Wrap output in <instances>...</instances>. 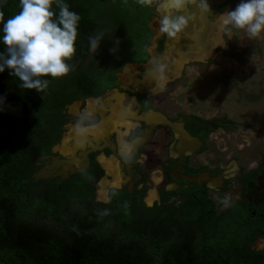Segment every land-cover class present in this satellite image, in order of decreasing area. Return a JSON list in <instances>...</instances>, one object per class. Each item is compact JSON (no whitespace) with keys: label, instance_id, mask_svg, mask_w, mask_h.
Returning a JSON list of instances; mask_svg holds the SVG:
<instances>
[{"label":"flooded vegetation","instance_id":"1","mask_svg":"<svg viewBox=\"0 0 264 264\" xmlns=\"http://www.w3.org/2000/svg\"><path fill=\"white\" fill-rule=\"evenodd\" d=\"M114 1L123 6L128 4L134 11L138 10L132 14L135 19L146 15V11L142 10L143 5L137 0ZM238 1L223 0L216 3L213 0L210 10L203 11L207 19L212 21L215 14L226 13ZM157 4L158 0H153L152 6L146 5L154 11L147 24L152 30L149 44L142 50L139 47L141 38L123 52H130L135 61L125 62L122 70L115 73L113 87L100 95L78 97L64 107L59 126L60 138L50 147L49 153L35 158L30 179L35 187L41 186L39 190L43 192H58L63 188L83 190L78 199L63 200V203H99L107 207L120 205L132 223L147 221L145 215L158 222H164L171 216L194 221L214 212L215 224L219 222L242 237L253 234L254 239L248 242L247 248L254 252L264 251V150L256 154L253 149L246 150L245 146L239 148L228 144L221 153L210 151L209 143H213L212 134L215 130H227L234 123L243 124L230 119L205 122L197 116L184 113L177 103L167 105L169 102L164 96L167 94L166 88L160 91L155 89L162 85L163 77L170 74L168 67L164 68L163 74H158L154 83L143 76L145 65L151 60V52L163 56L161 65H171V53L169 55L168 51L170 36L160 30L157 34L158 27L154 30L150 26L152 20L155 21V14L160 12ZM189 7L187 4L179 14L189 13L187 16H191ZM187 22L190 30L198 24L197 21H190V18ZM204 28L209 33V25L199 30L205 32ZM214 31H217L215 26L212 27ZM209 41H198L195 50L206 48ZM213 43L215 45V41ZM96 55L98 53L93 54ZM144 55L148 57L144 59ZM89 60L70 64L80 67ZM76 69L79 71V68ZM102 75L105 73L94 74L95 79H92L90 73L81 74L78 80H71V86L65 84L60 94L64 97L77 92L83 95L96 86L100 89L99 77ZM85 79L87 90L83 87L86 83L80 84ZM162 119L174 124V128L162 123ZM185 132L190 136L188 141L194 138L202 145H181L185 141ZM66 139L69 141L65 144ZM136 140L141 143L135 145ZM129 146L132 156L125 161L121 151ZM246 151L250 153L246 154ZM82 154L86 160L81 157ZM43 169L49 173L38 178ZM104 178L108 183L105 192H98ZM225 199L228 200L227 206L223 203ZM215 203H222L220 212H217ZM257 240L262 242L260 250L254 248Z\"/></svg>","mask_w":264,"mask_h":264},{"label":"trees","instance_id":"2","mask_svg":"<svg viewBox=\"0 0 264 264\" xmlns=\"http://www.w3.org/2000/svg\"><path fill=\"white\" fill-rule=\"evenodd\" d=\"M64 3L81 17L76 52L66 61L71 68L67 78L43 77L49 86L39 93L22 88L9 69L0 72V264H264V251L247 248L254 235L242 237L219 222L215 224L214 212L194 221L171 216L158 222L145 215L147 221L132 223L120 205L63 203L78 199L83 192L78 188L35 190L30 179L33 161L49 153L59 140L64 107L78 97L100 95L113 87L115 73L125 62L135 61L130 52H123L141 38L143 50L152 35L147 24L153 9L143 5L146 15L135 19L132 14L138 10L117 4L111 12L118 17L120 38H106L107 43L105 40L93 56L89 37L99 35L100 4L106 1ZM53 9L58 14L55 4ZM20 11V0L13 1L3 10L4 21ZM3 35L0 23V54L6 55ZM85 59L90 60L80 67L70 64ZM85 73L92 79L94 74L105 73L99 77L101 88L96 86L83 95L60 94L65 84L71 86V80ZM84 83L87 90L86 79L81 86Z\"/></svg>","mask_w":264,"mask_h":264},{"label":"rangeland","instance_id":"3","mask_svg":"<svg viewBox=\"0 0 264 264\" xmlns=\"http://www.w3.org/2000/svg\"><path fill=\"white\" fill-rule=\"evenodd\" d=\"M105 1L106 3L100 4L99 18L102 23H99V35L103 36L100 45H103L106 38L110 41L120 38L117 35L118 17L111 12L116 10L117 3L114 0ZM222 1L219 0L218 3ZM240 2L241 0L236 6ZM236 6L229 10H234ZM223 14L213 16L212 21L217 31L212 32L213 36L209 34L210 41L201 51L194 48L188 51L189 42L185 43L182 49L177 42L171 41L173 45L169 43L176 51L188 55H181L172 61L171 65L164 64L169 68L170 74L163 77L162 85L155 91L166 88L167 94L164 96L169 102L167 105L177 103L184 113L197 116L205 122L230 119L232 122L243 124L240 126L234 123L227 130H215L212 134L213 143H209L210 151L217 150L215 154L221 153L229 144L239 148L245 146L246 150L253 149L258 154L264 150V31L253 37L245 30L225 25L223 21L218 22L221 18L226 19ZM160 15L156 13L155 21L150 23L154 30L156 26L159 27L157 19L161 20ZM203 21L197 22V30L202 27ZM216 23H219V26ZM226 28H231V31H226ZM185 29L186 27L179 33ZM155 33L158 34L159 30ZM213 41L216 42L215 45ZM168 51L171 58H174L170 47ZM179 93L183 95L182 98ZM68 141L69 139H66L65 144ZM63 151L64 147L60 149L61 153ZM249 153L246 151V154ZM107 184L104 178L98 192H105ZM40 188L41 186H38L34 189L40 191ZM215 204L217 212H220L223 209L222 203ZM254 248L262 249V242L257 240Z\"/></svg>","mask_w":264,"mask_h":264},{"label":"clouds","instance_id":"4","mask_svg":"<svg viewBox=\"0 0 264 264\" xmlns=\"http://www.w3.org/2000/svg\"><path fill=\"white\" fill-rule=\"evenodd\" d=\"M141 5L152 6L153 0H137ZM190 0H158L157 10H163L160 20V31L170 37L181 32L189 17L179 14L185 10ZM194 2V0H193ZM59 9L57 12L53 5ZM21 11L6 22L0 11V23H3V43L6 55L0 54V72L5 68L9 74L19 79L20 86L27 90L41 93L49 86L48 79L65 77L71 68L66 61L72 59L76 52L75 43L78 36V25L81 17L69 10L64 0H20ZM210 10L207 0H200L198 5ZM186 13V12H185ZM225 25L245 30L255 37L264 31V0H241L234 10L223 14ZM231 31V28H226ZM101 35L89 37L90 51L96 53ZM164 65L156 71L163 74ZM125 161L131 159L132 148L121 151ZM228 205V200L223 202ZM107 214V213H106Z\"/></svg>","mask_w":264,"mask_h":264},{"label":"water","instance_id":"5","mask_svg":"<svg viewBox=\"0 0 264 264\" xmlns=\"http://www.w3.org/2000/svg\"><path fill=\"white\" fill-rule=\"evenodd\" d=\"M13 1H15V0H0V11H3L7 6H9ZM194 9V8H193ZM193 10H191V12H192ZM194 12H195V9H194ZM199 33V32H198ZM198 33H196V35L194 36V32H193V29H191V30H189L188 32H185L184 34H188L189 36H191V37H197L198 36V38H199V35H198ZM175 39L176 38V36H174V37H169V39ZM185 39H187V38H185ZM170 42H171V40H169ZM169 42V43H170ZM189 42V41H188ZM187 43V42H186ZM191 44H193V43H188V47L190 46L191 47ZM151 54V60L145 65V73L143 74V76H144V78H147V79H151L152 80V83H154L155 81H154V79L158 76V74H159V72L158 71H156V69L158 68V66L159 65H161V59L163 58V56H161V55H158V54H156L155 52H151L150 53ZM94 100V99H93ZM95 101V100H94ZM150 116H151V114H150ZM162 123H164V124H167V125H169V126H171L172 128H174V124H172V123H170L167 119H162V120H160ZM0 122H1V118H0ZM182 132V131H181ZM183 136L185 137V138H183L185 141H182L181 142V145H184V143H186V144H191V143H197V144H199V145H202V143H200L199 141H197L196 142V139H192L191 141H188L189 139H190V136L185 132L184 134H183ZM187 138H189V139H187ZM135 145H138V144H140L141 143V141L140 140H136L135 141ZM81 157L82 158H85V160H86V156L84 155V154H82L81 155ZM49 173V171H46V170H42L39 174H38V178L40 177V178H42V177H45V176H47V174ZM36 179H37V177H36Z\"/></svg>","mask_w":264,"mask_h":264},{"label":"crops","instance_id":"6","mask_svg":"<svg viewBox=\"0 0 264 264\" xmlns=\"http://www.w3.org/2000/svg\"><path fill=\"white\" fill-rule=\"evenodd\" d=\"M157 1V0H156ZM212 1L213 0H207V3H208V5H209V7L212 5ZM216 3H218L219 2V0H214ZM199 3H200V0H194V2H193V0H190V2L188 3L191 7H189V8H191L190 9V13H191V16H188L189 18H190V21L191 20H194V21H197V22H200V21H202L201 19L204 17V21H203V23H202V27H204V26H206V25H209V28H210V25H212L213 24V21H209L208 19H207V17H206V15L204 14V9H202V8H200L198 5H199ZM195 9V12H193L194 11V9ZM191 10H193L192 12H191ZM158 12V11H157ZM158 15H160L159 13H158ZM187 15H189V13H187ZM215 15H218L219 16V14H215ZM192 16H193V19H192ZM203 16V17H202ZM202 17V18H201ZM160 18L162 19V16L160 15ZM157 22H158V30H160V21H158V19H157ZM193 22V21H192ZM188 23V22H187ZM187 23H186V25L184 26V27H186V29L182 32V33H178V35H177V37L173 40V42L174 43H180L181 45H184L186 42H192V43H196L197 42V39L195 38H191V36H189L188 34H184L185 32H188L190 29L188 28V25H187ZM194 27H193V32L194 31H197V32H203V30H197L196 29V26L195 25H193ZM179 38V39H178ZM185 38H187V39H185ZM205 38V36H203V39ZM199 39V38H198ZM186 46V45H185ZM94 105V104H93ZM94 111H96L97 112V110H94ZM115 125H116V123H114Z\"/></svg>","mask_w":264,"mask_h":264},{"label":"bare ground","instance_id":"7","mask_svg":"<svg viewBox=\"0 0 264 264\" xmlns=\"http://www.w3.org/2000/svg\"><path fill=\"white\" fill-rule=\"evenodd\" d=\"M160 12H161V14H163V10L160 11ZM193 12H194V11H193ZM221 21H223L222 18L220 19V22H221ZM216 25L219 26V23H216ZM213 26H214V25H213ZM213 26L210 25L209 33H208V29H207V28H204L205 32H204V31H203V32H200V33L196 32V33H198V35H199V39L196 38V37H193V38H194V39L196 38L198 41H200V40H205V41L207 42L208 40H210L209 36H210V35L213 36V34H212V27H213ZM210 32H211V33H210ZM214 32H215V31H214ZM214 32H213V33H214ZM209 34H210V35H209ZM178 36H179V35H178ZM194 36H195V35H194ZM203 36H205L204 39H203ZM191 38H192V37H191ZM178 39H179V38H178ZM170 40L172 41V38H171ZM198 41H197L196 43H194L190 48H192V49H193V48L196 49V47H194V46H198V45H195V44H199ZM171 43H172V45H173V42H171ZM190 43H192V42H190ZM215 43H216V42H215ZM178 46L181 47V49H182V47H183V45H181L180 43H178ZM169 47H170V52H173L172 55L174 56L175 59H178V57H180L181 55H185V57L188 55V54H186V53H183L182 51H181L182 53H181L180 51H178V50L176 51L175 48H174V46L171 47V46L169 45ZM201 48H202V47H201ZM201 48H199L198 51H201V50H202ZM188 51H189V49H188ZM190 51H191V49H190ZM198 51H197V53H199ZM194 53H196V52H194ZM174 58H171V59H170L171 62L174 61Z\"/></svg>","mask_w":264,"mask_h":264}]
</instances>
